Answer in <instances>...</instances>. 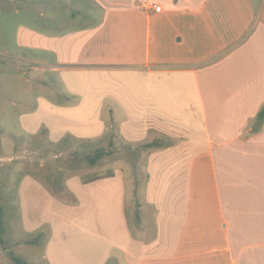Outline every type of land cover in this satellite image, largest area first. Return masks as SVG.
I'll list each match as a JSON object with an SVG mask.
<instances>
[{
    "label": "crops",
    "instance_id": "obj_1",
    "mask_svg": "<svg viewBox=\"0 0 264 264\" xmlns=\"http://www.w3.org/2000/svg\"><path fill=\"white\" fill-rule=\"evenodd\" d=\"M79 2L70 20L84 22L46 32L39 46L50 70L88 73L93 86L83 88L90 96L69 88L79 102L48 111H78L75 133L62 125L59 134L68 128L78 149L103 144L115 159L120 143L128 159L132 152L141 160L144 176L127 184L122 170L87 164L66 171L76 175V190L63 183L54 196L20 185L19 220L39 235L42 259L264 264V118H257L264 87L246 86L264 80V0L253 28L252 0ZM144 3L161 11H144ZM102 74L109 85L101 86ZM49 132L46 142L58 143ZM129 162L134 175L138 162Z\"/></svg>",
    "mask_w": 264,
    "mask_h": 264
},
{
    "label": "rangeland",
    "instance_id": "obj_2",
    "mask_svg": "<svg viewBox=\"0 0 264 264\" xmlns=\"http://www.w3.org/2000/svg\"><path fill=\"white\" fill-rule=\"evenodd\" d=\"M252 1L254 14L247 25L253 28L259 0ZM79 3V0H0V207L4 212L0 222L3 227V232H0V264H15L12 256L27 264H46L42 259L41 246L30 243L36 235L26 232L19 220L20 185H38L40 189L36 193L46 189L54 196L57 194L52 188L53 184L65 183L70 189L76 190V175L66 171L73 162L76 163L73 161V152L79 148L76 146L78 143H61V139L71 136L67 134L68 128L62 134L59 131L64 125L74 129L75 133L80 113L76 110H48L59 105L75 106L79 96L72 92L73 95L68 89L75 87L88 94L83 88L92 87L93 81L88 73L82 71L77 78H71L74 72L66 74L50 70L44 62V49L39 44L42 45L46 32L69 30L74 23L83 21L81 15L76 17V21L70 20L73 12L77 13L80 9ZM97 17L101 18V13L94 15V21ZM109 77L108 74L100 76L101 86L109 85ZM259 83L260 88L264 87V80L259 79L248 80L246 86L254 89L259 87ZM87 114L93 117L92 111ZM117 119L118 116L114 119L116 123ZM49 127L54 129L52 137L58 136V143L53 146L46 142V136L51 135ZM96 129L91 123L89 131ZM128 130L134 131L127 128L124 131ZM116 146L113 152L117 151L120 159H115L114 153L109 154L96 168L102 172L118 168V171L122 170L120 176L127 184L135 180L141 182L144 176L141 160L133 159L135 153L132 152L128 159L125 148L120 143ZM129 146L130 149H138L140 156L142 150L137 143L130 142ZM98 147L105 145H95L92 150ZM79 157L83 158L82 155ZM129 161L138 162L134 175ZM84 165L87 163L83 160L81 166ZM53 178L58 181H53Z\"/></svg>",
    "mask_w": 264,
    "mask_h": 264
},
{
    "label": "trees",
    "instance_id": "obj_3",
    "mask_svg": "<svg viewBox=\"0 0 264 264\" xmlns=\"http://www.w3.org/2000/svg\"><path fill=\"white\" fill-rule=\"evenodd\" d=\"M257 118H258V121H260L264 118V104L261 106V108L258 112ZM104 138L107 139V135ZM68 139H69V137H64L63 139H61L60 142L61 143H70V141ZM103 139H101V141H103ZM53 145L54 144H52V146ZM70 145H71V143H70ZM85 150L86 149H84V150L75 149V151L73 152V161H76V163L74 164V162H73L72 167H69V168L67 167L69 169V172L75 173L76 170L81 166V162L83 160L86 161V163L88 165L94 166V165L98 164L99 162H102V160L106 156H108V154H109L105 147H99V148H96L93 151H89V152H87V150L86 151ZM78 152L80 153V155L83 156V158L81 157L82 159L79 157L80 155L78 156V154H79ZM53 181H58V179L53 178ZM53 185H54V187L52 186V188L55 191V193L58 192L60 185H55V184H53ZM3 213H4L3 208L0 207V222L2 221L1 217H2ZM0 232H3V227H1V226H0ZM38 238H39V235L37 236V238H34L33 240H31L32 242H30V243L38 244L39 243ZM11 259L15 264H27L25 261H23L17 257H14V256H12Z\"/></svg>",
    "mask_w": 264,
    "mask_h": 264
},
{
    "label": "built area",
    "instance_id": "obj_4",
    "mask_svg": "<svg viewBox=\"0 0 264 264\" xmlns=\"http://www.w3.org/2000/svg\"><path fill=\"white\" fill-rule=\"evenodd\" d=\"M142 10L144 11H153V12H160L161 11V7L158 5H151V4H142L141 5Z\"/></svg>",
    "mask_w": 264,
    "mask_h": 264
}]
</instances>
